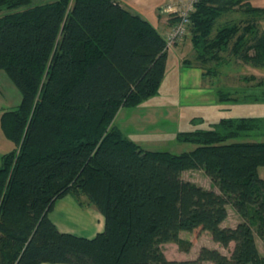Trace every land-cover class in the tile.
Instances as JSON below:
<instances>
[{
	"label": "trees",
	"instance_id": "16d2710c",
	"mask_svg": "<svg viewBox=\"0 0 264 264\" xmlns=\"http://www.w3.org/2000/svg\"><path fill=\"white\" fill-rule=\"evenodd\" d=\"M29 1L0 0V69L20 93L0 114L14 143L0 157V264H264L256 243V236L264 242V141L231 140L264 135V118L221 117L178 131V141L195 145L189 151L144 149L113 121L121 106L158 91L164 36L116 0H54L8 12ZM238 7L242 27L227 21L213 33ZM262 19L264 7L251 0H198L189 30L195 59L222 62L226 52L264 67ZM196 169L218 191L182 177ZM67 194L87 197L104 217L102 231L85 237L57 228L48 214ZM228 205L241 217L234 226L221 225ZM194 230L224 248L233 242L230 255L201 246L195 258H167L161 245Z\"/></svg>",
	"mask_w": 264,
	"mask_h": 264
},
{
	"label": "rangeland",
	"instance_id": "374dc122",
	"mask_svg": "<svg viewBox=\"0 0 264 264\" xmlns=\"http://www.w3.org/2000/svg\"><path fill=\"white\" fill-rule=\"evenodd\" d=\"M51 1L54 0H30L27 4L21 5L11 11L2 9L1 12L21 11L27 7ZM238 9L223 13L217 20L213 28V33L227 21L238 22L239 27H242L243 23L241 21L244 20L245 16L242 12L243 8L238 7ZM262 23H264V19L263 21H259L261 29H264ZM158 30L163 34L162 29ZM189 34H186L175 43V45L181 43L182 48L179 47L173 50L172 47L174 45L169 48L170 63L167 74H172L176 78L178 77L180 84L176 88L172 85L169 91L165 90L164 87L159 92L160 95L153 96L151 102L146 104V106L144 104L139 107L121 106L114 117V124L119 126L123 134L136 141L144 149L163 150L172 153L189 151L195 145L191 142L178 141L176 139V133L178 131L194 129L196 127L206 129L211 127L212 123L218 121L221 117L237 118L251 116L264 118V86L259 81L260 78L264 79V67H254L245 64L234 56L227 55L226 52H220L224 57L222 62L209 60L201 65L195 59L196 54L193 52L194 49ZM191 48L192 50H190ZM175 54H184L183 63L185 65L193 63L197 67L200 66L199 68L201 69V75L203 77L202 87L206 92L205 95H193L195 92L194 88L197 85L190 87V89L188 87L190 86L188 83H198V69L195 67L191 69L187 67H183L180 70L176 69L174 67L175 63L172 62ZM221 93L226 97L223 100L219 99ZM19 101L20 93L18 89L5 71L0 69V114L4 110L16 107ZM170 103L172 104L170 105ZM148 108L152 110L147 112ZM231 140L264 141V135L259 133V131H253L247 137L242 136ZM13 147L14 143L4 136L0 127V157L4 152L11 150ZM182 177L207 189L210 188V185L212 187L214 186L202 169L185 170L182 173ZM214 187L218 191L217 187ZM73 197L78 200L84 209L89 205L90 207H94L89 204L87 197L83 194L78 197ZM234 213L236 212L229 210L227 214L228 221L236 217ZM89 218L91 219V216ZM57 220L58 224L60 226L62 225L68 232L78 234H85L86 232L88 234L84 228L87 215L83 216L78 214L77 211H69L68 214L57 213ZM240 220L241 217L239 216L237 221L239 222ZM237 221L235 225L238 223ZM180 237L183 239L180 243L166 242L161 245L167 258H195L201 246L211 248L222 247V251L226 255H230L233 247L231 243L224 248L221 244L215 242L207 231H182ZM256 243L260 254L264 256V242L259 236H256ZM206 264L212 263L206 262Z\"/></svg>",
	"mask_w": 264,
	"mask_h": 264
},
{
	"label": "crops",
	"instance_id": "0c3cea01",
	"mask_svg": "<svg viewBox=\"0 0 264 264\" xmlns=\"http://www.w3.org/2000/svg\"><path fill=\"white\" fill-rule=\"evenodd\" d=\"M116 1L119 2L124 8L128 9L129 11H131L135 14L140 15L142 18L151 22L157 29H162V31H165V29H167L172 24L170 15L167 14L165 11H163L164 5L168 1H172V0H116ZM177 1H181V0H177ZM251 1H252L253 6L264 7V0H251ZM260 21H263V19ZM262 24H263V28H264V23H262ZM189 45H190V43H189ZM179 47H181V43L176 44V45L174 44V46L172 48L174 50V49L179 48ZM190 50H192V48ZM167 52L168 53H167L166 69H165L163 79H162L160 86L158 88V91L156 92V94H154V95L150 96L149 98L143 100L142 102L135 105L134 107L143 106V104L146 106V104L151 102V98H153V96L160 95L159 92L164 87H165V90L169 91V89H170V87H172V85H174L176 88V86L180 84V79L178 77L176 78L172 74H167L168 66L170 63L169 48L167 49ZM183 55L184 54H179V55L175 54V58L172 61L175 63L174 67H176V69H178V70L182 69L183 67H187L188 69H191L193 67L197 68L198 69L197 74L199 76L198 83H196V82L195 83H188L190 85L188 87L190 89V87L197 85L194 88L195 92L193 93V95L194 96L205 95L206 92L204 91V88L202 87L203 77L201 75V69L199 68L200 66L197 67L193 63L185 65L183 63V61H184ZM185 61H186V59H185ZM189 61L192 62L191 60H189ZM185 81H187V80H185ZM191 94H192V92H191ZM174 95H175V93H174ZM171 104L172 103H170V105ZM150 110H152V109L148 108L147 112ZM135 133H136V131H135ZM258 174L260 177L264 178V165H260L258 167ZM209 187L213 188V189L215 188L214 186L212 187L211 185ZM214 190H216V188ZM82 207L83 206H81V204L78 202V200L76 198H74L70 194H67V195H64V196L57 198L55 200L53 208L49 212L48 215H49V218L57 226V228L62 232H68V231L62 225L60 226L58 224L57 213L68 214L69 211H74V212L77 211L78 214H81L83 216L87 215V220H85L84 228L86 229L88 234H86V232H85V234H78V233H73V234H77V235H81V236H85V237H93L97 232H100L103 230L104 217L95 207H90V205L88 207H86V209H84ZM227 210H228V212H229V210L234 211V209L230 205L227 206ZM234 215H236V217L234 219L232 218V220L230 219V221H228V216H227L222 221L221 225H223V226H234L236 221L239 219V215L237 213H234ZM89 216H91V219L89 218ZM70 233H72V232H70ZM180 236H181V232H180ZM231 243L233 244V242H231ZM231 243H229V244H231ZM217 249L220 250L221 252H223L222 247L221 248L217 247ZM37 264H68V263L40 262Z\"/></svg>",
	"mask_w": 264,
	"mask_h": 264
},
{
	"label": "built area",
	"instance_id": "2783aa9c",
	"mask_svg": "<svg viewBox=\"0 0 264 264\" xmlns=\"http://www.w3.org/2000/svg\"><path fill=\"white\" fill-rule=\"evenodd\" d=\"M198 0H172L166 3L163 11L175 17L174 22L163 31V36L166 41V48L173 46L178 40L189 33L190 15L195 9Z\"/></svg>",
	"mask_w": 264,
	"mask_h": 264
}]
</instances>
